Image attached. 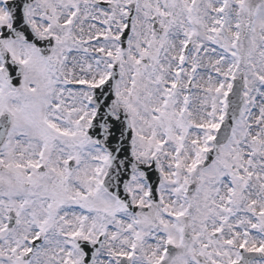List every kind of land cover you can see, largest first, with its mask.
<instances>
[{
	"label": "snow or ice",
	"instance_id": "1",
	"mask_svg": "<svg viewBox=\"0 0 264 264\" xmlns=\"http://www.w3.org/2000/svg\"><path fill=\"white\" fill-rule=\"evenodd\" d=\"M0 264H264V0H0Z\"/></svg>",
	"mask_w": 264,
	"mask_h": 264
},
{
	"label": "rangeland",
	"instance_id": "2",
	"mask_svg": "<svg viewBox=\"0 0 264 264\" xmlns=\"http://www.w3.org/2000/svg\"><path fill=\"white\" fill-rule=\"evenodd\" d=\"M207 74H208V72L206 69L201 68L198 70V76H204L206 78ZM191 96H192V100H191L192 105L197 106L199 103V99H198L199 92H198V90L192 89Z\"/></svg>",
	"mask_w": 264,
	"mask_h": 264
}]
</instances>
